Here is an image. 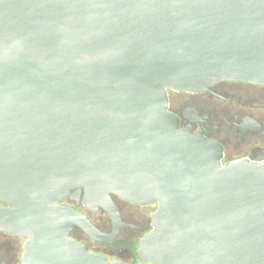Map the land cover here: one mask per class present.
I'll list each match as a JSON object with an SVG mask.
<instances>
[{"label":"water","instance_id":"1","mask_svg":"<svg viewBox=\"0 0 264 264\" xmlns=\"http://www.w3.org/2000/svg\"><path fill=\"white\" fill-rule=\"evenodd\" d=\"M221 81L264 86V0H0V231L22 264H124L72 237L116 240L113 196L157 205L139 264H264V163L223 165L169 110Z\"/></svg>","mask_w":264,"mask_h":264},{"label":"flooded vegetation","instance_id":"2","mask_svg":"<svg viewBox=\"0 0 264 264\" xmlns=\"http://www.w3.org/2000/svg\"><path fill=\"white\" fill-rule=\"evenodd\" d=\"M169 110L178 118L179 128L191 135L202 134L223 148L222 164L248 160L264 163V86L246 82L221 81L205 92L168 91ZM123 222L119 237L112 242H99L81 229L72 237L88 251L111 262L139 264L140 241L154 230L153 215L157 205H136L113 196ZM66 204L75 205L67 201ZM0 205L5 203L0 199ZM83 205L80 210L82 211ZM87 210V209H86ZM103 213L91 220L103 234L113 232V221ZM25 239L0 231V264H22Z\"/></svg>","mask_w":264,"mask_h":264}]
</instances>
